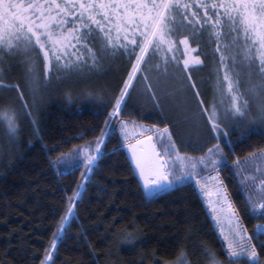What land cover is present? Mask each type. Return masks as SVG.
Returning <instances> with one entry per match:
<instances>
[{
    "label": "trees",
    "instance_id": "trees-1",
    "mask_svg": "<svg viewBox=\"0 0 264 264\" xmlns=\"http://www.w3.org/2000/svg\"><path fill=\"white\" fill-rule=\"evenodd\" d=\"M212 31L205 28L199 34L201 30L196 29L194 35L192 29H186L172 35L174 40L188 36L191 47L204 61V66L193 67L191 72L205 105L216 94L219 57L213 52L215 45L209 35ZM176 47V59L182 61L183 45ZM78 52L84 53V49L79 48ZM68 54H73L71 49ZM23 59L5 57L4 78L6 83L19 84L31 103L30 76ZM134 62L135 57L118 53L102 59L97 67L85 65L71 72L61 71L60 76L52 77L46 91L39 92L36 127L23 118L19 139L11 147L0 127V264H40L54 240L57 247L52 250L53 264H168L182 249L189 253L193 264H209L203 247L213 249L223 264H250L247 258L229 259L194 181L153 196L146 194L114 127L118 117L108 115L113 97L119 95ZM148 74L160 99L159 106L145 93L137 73L138 82L134 81L131 100L121 117L160 128L167 126L180 151L191 156H201L206 148L219 143L228 165L236 157L243 160L249 153L264 149V123L254 105L250 116L257 117L255 122L222 118L227 135L219 141L208 140L202 145L203 150H197V141L208 136L209 128L195 94L187 86L183 69L170 63L169 75L159 85L155 83L157 73ZM257 79L254 77L253 82ZM241 87L247 91L249 85ZM4 92L5 99L21 111L16 90ZM105 121L112 124V131L87 179L82 158L55 163L58 156L76 145L91 144L95 148L94 142L101 132L107 131ZM234 172L231 166L220 169L243 224L256 244L260 264H264V247L260 243L264 235H257V225L264 224V216L248 211ZM204 174L200 172V176ZM78 191L81 195L74 200L75 215L69 218L63 239L57 240L55 234L62 218L68 216L69 198H74Z\"/></svg>",
    "mask_w": 264,
    "mask_h": 264
},
{
    "label": "snow or ice",
    "instance_id": "snow-or-ice-1",
    "mask_svg": "<svg viewBox=\"0 0 264 264\" xmlns=\"http://www.w3.org/2000/svg\"><path fill=\"white\" fill-rule=\"evenodd\" d=\"M205 28L213 29L209 35L215 45L213 52L219 57L215 70L216 94L208 105L200 96L191 72L193 67L204 66V61L191 55L196 49L191 47L188 36L172 38L173 33L181 30L192 29L195 35L196 29L202 34ZM177 44L183 45L185 58L182 61L174 54ZM79 48H83L84 53H79ZM69 49L72 55L68 54ZM118 53L135 57V62L119 95L113 97L110 118L120 117L128 107L130 90L135 87L134 81L138 82L137 73L145 93L159 106L160 99L148 72L157 73L155 83L159 85L162 78L168 77L171 63L183 69L187 86L195 94L208 124L209 134L197 141V150H203L202 145L208 140L219 141L222 135H227L222 118L255 122L257 117L250 116L254 105L260 122L264 123V0H0V102H3L0 127L8 145L14 146L18 141L23 118L33 127L37 126L41 84L46 87L57 72H71L85 65L97 67L102 59ZM16 56H22L27 65L31 103L25 99L19 84L5 82V57ZM254 77H258L256 82H253ZM245 83L249 85L247 91L241 87ZM5 89L16 90L21 111L5 99ZM105 125L107 131L101 132L94 149L91 144L76 145L58 156L55 163L82 157L87 179L96 166L105 138L111 134L112 124L105 121ZM119 125L124 141L135 139V143L129 142L127 147L149 195L173 184L194 181L212 205V211L217 213V221L224 217L227 230L221 226L219 231L229 259L235 261L247 256L250 264H260L256 244L228 196L220 179V169L226 166L235 169L248 211L264 216V149L249 153L243 160L236 157L233 164L228 165L219 143L206 148L201 156H191L180 151L167 126L148 127L123 118ZM200 172L209 174L201 178ZM80 195L78 191L74 198H69L68 216L62 218L55 234L57 240L63 239L65 226L75 215L74 200H79ZM257 235H264V224L257 225ZM260 243L264 247V241ZM56 247L54 240L40 264H53L52 250ZM202 251L209 264H223L210 247H203ZM168 264H193V261L182 249Z\"/></svg>",
    "mask_w": 264,
    "mask_h": 264
},
{
    "label": "rangeland",
    "instance_id": "rangeland-1",
    "mask_svg": "<svg viewBox=\"0 0 264 264\" xmlns=\"http://www.w3.org/2000/svg\"><path fill=\"white\" fill-rule=\"evenodd\" d=\"M193 48V47H192ZM195 49V48H194ZM191 55L192 56H198L197 55V53H196V51H194V52H192L191 53ZM183 58H185L184 57V54H183ZM243 70V69H242ZM61 72H57L56 73V75H59ZM41 74H42V72H41ZM60 76V75H59ZM30 79V77H28V80ZM246 87H247V83H245L244 84ZM47 90V87H45V86H43V84H41V87H40V92H43V91H46ZM45 93V92H44ZM121 118H123L124 120H128L127 118H124V117H118L117 119H116V122H115V125H114V127L117 129V131H118V134H119V136H120V139H121V142H122V144L123 145H125V144H127V143H129V142H131V141H134L135 139H130L129 141H124V139H123V134L120 132V125H119V120L121 119ZM140 124H143V125H146V126H148V127H154L155 125H152V124H150V123H145V122H139ZM129 127H131V125H129ZM155 127H158V126H155ZM139 131H141L140 129H137V132H139ZM148 135H153L152 133H148ZM137 139H139V138H141V136H137L136 137ZM94 149V148H93ZM100 156V155H99ZM98 156V157H99ZM82 158V157H81ZM209 173H206V174H204V175H202V176H200L201 178L203 177V176H205V175H208ZM211 175H215V173H211ZM220 179L223 181V179H222V176H221V173H220ZM223 184H224V186H225V188L227 189V192H228V196H229V198L231 199V201L233 202V200H232V198H231V196H230V194H229V191H228V188H227V186L225 185V183H224V181H223ZM178 185H180V184H173L172 186H170L171 188H173V187H176V186H178ZM209 187L211 188V185H209ZM201 192V191H200ZM202 194V193H201ZM203 196V198H204V200H205V202L207 203V205H208V208H209V211H210V214H211V216H212V219H213V222H214V225H215V228H216V230L218 231V233H219V236H220V238H221V241H222V243H223V245H224V248L226 247V244H225V242L223 241V234L222 233H220V231H219V228L221 227V226H224L225 227V230H227V227H226V224H225V220H224V217L223 216H221L220 217V220L219 221H217V219H216V216H217V213H214L213 211H212V205H210L208 202H207V198L204 196V195H202ZM233 204H234V202H233ZM235 205V204H234ZM243 222V221H242ZM254 242V241H253ZM242 258H247L248 259V257L247 256H245V257H242ZM242 258H240V259H242ZM259 260H260V255H259Z\"/></svg>",
    "mask_w": 264,
    "mask_h": 264
},
{
    "label": "water",
    "instance_id": "water-1",
    "mask_svg": "<svg viewBox=\"0 0 264 264\" xmlns=\"http://www.w3.org/2000/svg\"><path fill=\"white\" fill-rule=\"evenodd\" d=\"M139 139H143V137H141V138H139ZM130 143H135V140H134V141H131ZM124 148H125V150H126L128 156H129V158H130V160H131V162H132V164H133V166H134V169H135L136 173L138 174V170H137V168H136V166H135L134 161L132 160V157H131V151H130V149H128L127 144L124 145ZM138 176H139V174H138ZM139 178H140V180H141V182H142V179H141L140 176H139ZM142 184H143V182H142ZM143 187H144V186H143ZM168 188H169V187L165 188L164 190H166V189H168ZM144 190H145V192H146V194H147L148 196H153L156 192H158V191H156L154 194L149 195V194L147 193V191H146L145 188H144Z\"/></svg>",
    "mask_w": 264,
    "mask_h": 264
}]
</instances>
